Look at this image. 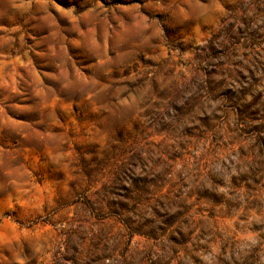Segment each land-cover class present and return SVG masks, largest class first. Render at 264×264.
<instances>
[{
	"label": "clouds",
	"instance_id": "obj_1",
	"mask_svg": "<svg viewBox=\"0 0 264 264\" xmlns=\"http://www.w3.org/2000/svg\"><path fill=\"white\" fill-rule=\"evenodd\" d=\"M0 264H264V0H0Z\"/></svg>",
	"mask_w": 264,
	"mask_h": 264
}]
</instances>
